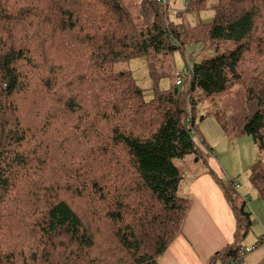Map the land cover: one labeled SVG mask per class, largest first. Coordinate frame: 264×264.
<instances>
[{
    "label": "trees",
    "instance_id": "obj_1",
    "mask_svg": "<svg viewBox=\"0 0 264 264\" xmlns=\"http://www.w3.org/2000/svg\"><path fill=\"white\" fill-rule=\"evenodd\" d=\"M171 1L0 0V264H159L190 206L173 160L205 152L201 104L264 154V0H185V13L213 11L192 26L169 20ZM191 43L217 52L176 92L155 85L146 100L113 73L146 57L157 79L156 62ZM209 172L246 236L235 180ZM250 178L264 203V166Z\"/></svg>",
    "mask_w": 264,
    "mask_h": 264
},
{
    "label": "rangeland",
    "instance_id": "obj_2",
    "mask_svg": "<svg viewBox=\"0 0 264 264\" xmlns=\"http://www.w3.org/2000/svg\"><path fill=\"white\" fill-rule=\"evenodd\" d=\"M125 4L128 9L130 8L132 12H135L138 0H125ZM184 10L185 0H172L168 7L169 20L192 26L199 22H207L213 18L212 10L194 14L185 13ZM224 47L226 46H221L218 51L221 52L232 46L229 44L228 47ZM216 52V46L213 45L208 46L203 43L188 44L184 47L183 52L176 50L172 54L162 57L161 61L156 62L157 70L154 68L153 72L160 74L157 79L152 77L146 57H137L115 63L113 73H130L135 83L143 90L144 99L149 100L153 97V87L155 85L157 88L164 90L171 87L178 88L175 85L176 78H178L177 73L190 67L192 63L199 62ZM162 73L163 75H161ZM222 125L223 119L219 121L216 118L212 111V106L201 104L193 114V126L196 136L203 140L204 155L199 157L198 160H196V157L187 155L182 159H174L173 163L183 176L180 191L186 197L189 196V188L195 177L207 174L214 180L213 175L208 171L209 161H214L217 166L224 168L223 171L221 170L225 177L223 181L234 179L239 184L238 190L235 191L236 205L240 207L244 201V210L250 213L254 221L246 236L236 238V244L241 247H252V244L248 242L249 239H256L258 232L262 229L264 233V203L259 197L257 188L251 181L250 173L254 166H264V154L252 136H237L230 125L224 126L225 128ZM214 182L222 190L221 185L216 180ZM261 235L259 236L261 237Z\"/></svg>",
    "mask_w": 264,
    "mask_h": 264
},
{
    "label": "crops",
    "instance_id": "obj_3",
    "mask_svg": "<svg viewBox=\"0 0 264 264\" xmlns=\"http://www.w3.org/2000/svg\"><path fill=\"white\" fill-rule=\"evenodd\" d=\"M209 170L222 180L225 178L222 174L224 168L217 166L214 161L208 162ZM214 180L207 174L194 178L189 188L190 206L186 217L175 239L159 258V264H222L220 259L212 262V256L236 244V238H241L235 233L234 214ZM261 234L263 229L258 232V236ZM258 236L248 242L252 245L258 243ZM245 260L246 264H262L264 243Z\"/></svg>",
    "mask_w": 264,
    "mask_h": 264
},
{
    "label": "built area",
    "instance_id": "obj_4",
    "mask_svg": "<svg viewBox=\"0 0 264 264\" xmlns=\"http://www.w3.org/2000/svg\"><path fill=\"white\" fill-rule=\"evenodd\" d=\"M158 1H161L162 3H166L167 0H158ZM190 70H191V67H188L186 69H184L182 72H179L177 73V79H176V82L175 84L176 85H180L182 83V81L185 79V77L187 75H189L190 73ZM190 117V116H189ZM189 119V118H188ZM193 133V132H192ZM196 143L198 145V148L200 150L204 149V147L202 146V142L200 139H196ZM233 188L234 189H237L238 188V184H234L233 185ZM264 243V234L260 237V242L259 243H256L254 245H252V247H239V253H240V257H237V258H229L227 260H225L224 262H222V264H246V260L245 258L253 253L255 250L258 249V247Z\"/></svg>",
    "mask_w": 264,
    "mask_h": 264
},
{
    "label": "water",
    "instance_id": "obj_5",
    "mask_svg": "<svg viewBox=\"0 0 264 264\" xmlns=\"http://www.w3.org/2000/svg\"><path fill=\"white\" fill-rule=\"evenodd\" d=\"M174 91L176 92L177 88H174ZM201 119H202V117H201ZM196 160H198V157H196ZM262 264H264V262Z\"/></svg>",
    "mask_w": 264,
    "mask_h": 264
},
{
    "label": "clouds",
    "instance_id": "obj_6",
    "mask_svg": "<svg viewBox=\"0 0 264 264\" xmlns=\"http://www.w3.org/2000/svg\"><path fill=\"white\" fill-rule=\"evenodd\" d=\"M176 82V81H175Z\"/></svg>",
    "mask_w": 264,
    "mask_h": 264
}]
</instances>
